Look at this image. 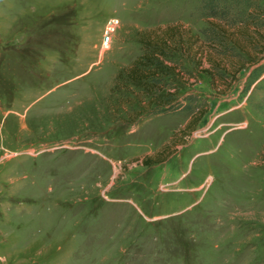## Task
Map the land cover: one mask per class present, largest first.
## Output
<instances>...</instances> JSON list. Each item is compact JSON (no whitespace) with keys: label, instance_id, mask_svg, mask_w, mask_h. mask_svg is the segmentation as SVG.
<instances>
[{"label":"rangeland","instance_id":"374dc122","mask_svg":"<svg viewBox=\"0 0 264 264\" xmlns=\"http://www.w3.org/2000/svg\"><path fill=\"white\" fill-rule=\"evenodd\" d=\"M201 3L0 0V264H264V0Z\"/></svg>","mask_w":264,"mask_h":264},{"label":"trees","instance_id":"16d2710c","mask_svg":"<svg viewBox=\"0 0 264 264\" xmlns=\"http://www.w3.org/2000/svg\"><path fill=\"white\" fill-rule=\"evenodd\" d=\"M234 5H237L238 0H234ZM243 3H245V6L247 5L249 8H251L250 5L247 4V0H243ZM231 4L229 3V0H202L201 3V10L204 14L205 17L207 18H221L222 16L224 18H227V13L228 10L230 8ZM226 17H225V16ZM262 16V14H261ZM249 18H255L257 17V15H255V17L251 14H248ZM250 20V19H249ZM256 20V19H254ZM174 30H177L176 27H170V28H166L164 29L159 35H157V37H153L152 39H148V41L146 42L147 47L149 48L150 51L143 53L138 59H136L134 61V63L132 64L131 68H130V73L131 75H133L134 77H136V82H134V84L138 85V86H142L141 84H139L140 82H146L147 80H151L153 81L150 82L149 84L151 86H153V84L158 83L157 81H155L153 74L155 72L157 73H167V67H165L162 62H158L156 61V54L161 53L162 48L167 46L168 43H170L172 41V39L175 38V35H173ZM216 30V29H215ZM217 33L223 37L224 33L221 30H216ZM247 30L242 29L241 30V36L243 38H245L247 41H249V44H253L252 46L254 48H258V54L259 56L257 57H252L250 59V62L252 64V66H256L254 67V74L251 72L249 77H253V79H258L259 77L263 76L262 81H264V61L261 62L263 60L264 57V32H260L257 31L255 34L257 35V37L255 38H251L250 35H248L246 33ZM221 37V38H222ZM223 39V38H222ZM212 68H217V67H212ZM243 68V67H242ZM241 68V69H242ZM240 69V70H241ZM207 72V71H205ZM140 74V76H138ZM252 74V75H251ZM173 100L167 99L165 100V103L167 105H170L171 102ZM203 113H200L198 117H196L195 119H191L185 126L184 128V132H192V130L195 128V126L198 124V122L200 121ZM167 149H162L161 151H159L156 154V157L152 160L151 157H146V159L144 160V162L142 163L143 166H149L151 164H158L161 163L165 160V154ZM264 156V155H263Z\"/></svg>","mask_w":264,"mask_h":264},{"label":"built area","instance_id":"2783aa9c","mask_svg":"<svg viewBox=\"0 0 264 264\" xmlns=\"http://www.w3.org/2000/svg\"><path fill=\"white\" fill-rule=\"evenodd\" d=\"M118 25H119V21L116 18H110L106 22L103 28L101 43H100V47L102 50L109 48L112 42L113 36L118 28Z\"/></svg>","mask_w":264,"mask_h":264}]
</instances>
